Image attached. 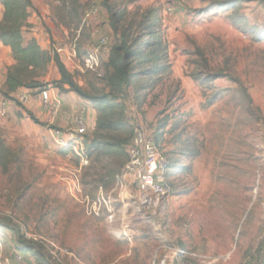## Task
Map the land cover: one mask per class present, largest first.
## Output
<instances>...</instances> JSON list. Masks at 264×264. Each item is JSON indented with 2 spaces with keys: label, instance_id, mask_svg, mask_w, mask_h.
Segmentation results:
<instances>
[{
  "label": "rangeland",
  "instance_id": "obj_1",
  "mask_svg": "<svg viewBox=\"0 0 264 264\" xmlns=\"http://www.w3.org/2000/svg\"><path fill=\"white\" fill-rule=\"evenodd\" d=\"M31 1L30 19H39V43L50 57L55 43L69 46L75 40L86 6L97 2L99 18L82 30L67 66L88 94L105 91L103 79L83 68L94 31L115 41L104 0H61L64 7L60 0ZM108 1L130 14L137 8L160 9L170 74L145 78L134 69L137 75L119 96L127 124L101 131L102 141L83 165L73 150L60 153L65 148L55 142L57 128L29 119L32 104L26 101L38 92L25 88L32 77L23 75L11 100L4 96L13 60L0 44V100L6 105L0 116V220L15 229L0 228V264H12L13 250L24 264H259L264 250V0ZM170 3L176 8L168 16L163 9ZM33 78L56 90L60 76L49 62ZM75 96L77 104L92 106ZM132 128L150 135L168 161L169 172L159 176L171 190L167 194L143 192L123 178L127 147L107 144L129 138Z\"/></svg>",
  "mask_w": 264,
  "mask_h": 264
},
{
  "label": "trees",
  "instance_id": "obj_2",
  "mask_svg": "<svg viewBox=\"0 0 264 264\" xmlns=\"http://www.w3.org/2000/svg\"><path fill=\"white\" fill-rule=\"evenodd\" d=\"M103 2L109 15L110 29L115 41L113 44L110 43L108 56L104 61L105 74L98 76L105 83V91L97 96H92L75 82L73 75L67 70L59 56L50 57L35 38L31 37L26 40L24 37V31L29 28L28 20L30 10L33 9L32 1L0 0L2 7L0 44L10 50L13 60V65L7 69L4 96L9 100L12 99L11 95L16 93L23 83V75H25V79L32 77L29 83L25 84V88L36 91L47 89L33 76L37 71L44 73L49 62L54 63L60 76L55 81V88L62 93H74L82 99L92 101V106L97 110L98 116L95 117L94 129L85 135L83 140L87 161L91 149L98 147L103 139L101 131L119 129L127 124L126 108L125 105L119 103V96L122 87L129 86L137 75L134 69H138L139 76L153 79L168 77L171 70V64L167 58V44L160 33L162 26L160 9L147 8L141 10L137 8L134 13L130 14L125 9L116 10L115 7L109 5L108 0ZM60 3L64 7L66 1L61 2L60 0ZM17 105L21 107L20 103ZM27 115L34 124L52 129L46 124L40 123L31 112L27 111ZM133 133L134 128L130 130L129 138L117 139L107 146L128 148L132 142ZM71 151L70 148H65L60 153L66 155ZM165 161L167 165L166 174L169 172L170 166L168 161ZM0 228L15 232L9 220H0ZM19 243L21 244V242Z\"/></svg>",
  "mask_w": 264,
  "mask_h": 264
},
{
  "label": "built area",
  "instance_id": "obj_3",
  "mask_svg": "<svg viewBox=\"0 0 264 264\" xmlns=\"http://www.w3.org/2000/svg\"><path fill=\"white\" fill-rule=\"evenodd\" d=\"M176 6L172 3L164 6V13L168 16L174 14ZM100 15V7L96 1H91L85 8L79 28L75 31V40L66 46L62 42L55 43L52 47L53 55L66 60L75 58L76 43L84 28H88L95 23ZM37 19V18H36ZM95 44L90 53L87 54L83 61L85 71L91 72L97 76H101V63L107 59L110 41L106 35L99 34L94 31ZM93 36V37H94ZM39 101L44 109H46L52 118L56 117L61 109V101L57 96H52L50 89H44L37 92ZM82 112L73 117V130L61 132L59 129L54 130L56 144L63 148H70L74 154L81 160L83 165H87L88 161L84 153V136L87 134L86 120ZM6 113V105L0 100V116ZM128 160L123 170V178L129 179L136 184L143 192H151L157 196L165 195L170 192V188L161 183L160 174L165 173L167 169L166 161L154 139L146 134L143 130H135L132 142L127 148ZM27 235V234H26ZM27 237H30L27 235ZM56 250L57 247L54 246ZM60 251V250H59ZM12 264H24V257L16 250H13ZM180 255L184 252L179 251ZM160 264H165L162 261Z\"/></svg>",
  "mask_w": 264,
  "mask_h": 264
},
{
  "label": "crops",
  "instance_id": "obj_4",
  "mask_svg": "<svg viewBox=\"0 0 264 264\" xmlns=\"http://www.w3.org/2000/svg\"><path fill=\"white\" fill-rule=\"evenodd\" d=\"M1 9V8H0ZM2 11V10H0ZM2 13V12H0ZM1 17V16H0ZM38 18H34L28 20L29 28L26 29L29 33L27 35H30V37L35 38L36 41L39 43V39L42 38L43 32L41 30V23L38 22ZM38 22V23H36ZM106 22H102V28L103 24ZM34 25V26H33ZM94 27V25H93ZM105 29V28H104ZM109 29V28H108ZM110 32V33H109ZM109 35H111L110 29L108 30ZM108 37V36H107ZM110 41V39H109ZM93 43L95 44L94 40ZM94 44L92 45L91 48H93ZM42 48V46L40 45ZM9 53L10 50L6 48ZM61 61L64 63L66 66L67 70L69 71V68L67 66L68 60L65 58H60ZM104 62V61H103ZM32 96L30 99L27 98L26 104H32V108H28L27 110L31 112L36 119H38L42 124H46L48 127H55L57 129H68V130H73V117L79 113L82 112V109H85V113H83L84 118L86 120V126H87V131L90 133L95 126V111L87 103H82V104H77L76 102V96L74 93H62L59 95V91L56 90H50V93L52 96H57L60 98L61 101V109L59 114L52 118L50 113L44 109L39 101V98L37 96V93L35 91H32ZM27 107V106H26ZM67 132V131H66Z\"/></svg>",
  "mask_w": 264,
  "mask_h": 264
},
{
  "label": "water",
  "instance_id": "obj_5",
  "mask_svg": "<svg viewBox=\"0 0 264 264\" xmlns=\"http://www.w3.org/2000/svg\"><path fill=\"white\" fill-rule=\"evenodd\" d=\"M259 264H264V250L262 251V253L260 255Z\"/></svg>",
  "mask_w": 264,
  "mask_h": 264
}]
</instances>
